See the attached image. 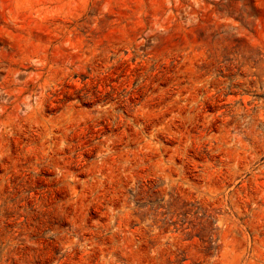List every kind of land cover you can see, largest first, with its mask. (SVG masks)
<instances>
[{
    "label": "rangeland",
    "instance_id": "1",
    "mask_svg": "<svg viewBox=\"0 0 264 264\" xmlns=\"http://www.w3.org/2000/svg\"><path fill=\"white\" fill-rule=\"evenodd\" d=\"M0 264H264V0H0Z\"/></svg>",
    "mask_w": 264,
    "mask_h": 264
}]
</instances>
